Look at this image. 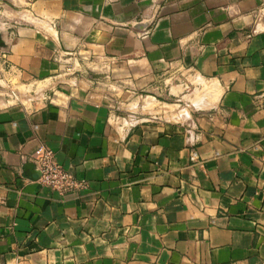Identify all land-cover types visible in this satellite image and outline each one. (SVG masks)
<instances>
[{
    "label": "crops",
    "instance_id": "crops-1",
    "mask_svg": "<svg viewBox=\"0 0 264 264\" xmlns=\"http://www.w3.org/2000/svg\"><path fill=\"white\" fill-rule=\"evenodd\" d=\"M0 36V264H264V0H0Z\"/></svg>",
    "mask_w": 264,
    "mask_h": 264
},
{
    "label": "built area",
    "instance_id": "built-area-1",
    "mask_svg": "<svg viewBox=\"0 0 264 264\" xmlns=\"http://www.w3.org/2000/svg\"><path fill=\"white\" fill-rule=\"evenodd\" d=\"M1 56L6 59L7 55L2 53ZM9 93L14 100H20L18 93L13 89ZM33 162L38 172L37 180L60 194L79 190L87 185L85 179L77 178L74 172L66 169L57 160L55 151L47 145H40L37 148Z\"/></svg>",
    "mask_w": 264,
    "mask_h": 264
},
{
    "label": "water",
    "instance_id": "water-1",
    "mask_svg": "<svg viewBox=\"0 0 264 264\" xmlns=\"http://www.w3.org/2000/svg\"><path fill=\"white\" fill-rule=\"evenodd\" d=\"M4 45H5V43H4L3 39H2V37L0 36V47H2ZM26 168L30 169L32 173H35V174L38 175V172L35 170V165L33 163H28L26 165Z\"/></svg>",
    "mask_w": 264,
    "mask_h": 264
}]
</instances>
